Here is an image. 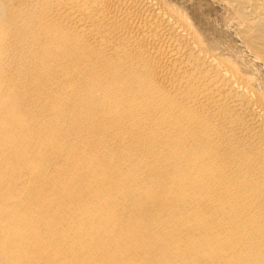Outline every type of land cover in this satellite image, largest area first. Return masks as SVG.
I'll list each match as a JSON object with an SVG mask.
<instances>
[{"label": "bare ground", "instance_id": "1", "mask_svg": "<svg viewBox=\"0 0 264 264\" xmlns=\"http://www.w3.org/2000/svg\"><path fill=\"white\" fill-rule=\"evenodd\" d=\"M220 1L264 66V0ZM232 63L165 0H0V264H264Z\"/></svg>", "mask_w": 264, "mask_h": 264}, {"label": "rangeland", "instance_id": "2", "mask_svg": "<svg viewBox=\"0 0 264 264\" xmlns=\"http://www.w3.org/2000/svg\"><path fill=\"white\" fill-rule=\"evenodd\" d=\"M165 3L190 19L205 49L227 62L233 61L264 96V66L240 39L239 24L224 3L220 0H165Z\"/></svg>", "mask_w": 264, "mask_h": 264}]
</instances>
